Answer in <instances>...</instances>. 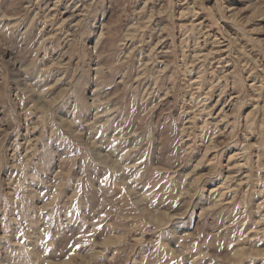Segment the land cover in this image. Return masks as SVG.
Returning <instances> with one entry per match:
<instances>
[{"label": "rangeland", "instance_id": "1", "mask_svg": "<svg viewBox=\"0 0 264 264\" xmlns=\"http://www.w3.org/2000/svg\"><path fill=\"white\" fill-rule=\"evenodd\" d=\"M0 264H264V0H0Z\"/></svg>", "mask_w": 264, "mask_h": 264}, {"label": "bare ground", "instance_id": "2", "mask_svg": "<svg viewBox=\"0 0 264 264\" xmlns=\"http://www.w3.org/2000/svg\"><path fill=\"white\" fill-rule=\"evenodd\" d=\"M61 2V1H60ZM60 5V4H59ZM54 7H57V6H54ZM63 13V12H62ZM195 27H192V29H194ZM193 55V54H192ZM148 63V62H147ZM96 71H97V73L98 72H100V68L98 67V68H96ZM158 77V76H157ZM256 107V106H255ZM224 114V113H223ZM225 115H223V117H224ZM228 116V115H227ZM252 116H251V113H249L248 115H247V120H250L249 118H251ZM216 119V118H215ZM253 119V118H252ZM251 119V120H252ZM222 120V119H221ZM206 123V122H205ZM246 123V122H245ZM253 123V122H252ZM204 128V127H203ZM228 177V176H227ZM228 183V180L226 179L224 182H223V184H224V186L223 187H221L220 189L222 190L223 188H228L229 186L227 185L226 186V184ZM230 188V187H229ZM214 190V189H213ZM229 190V189H228ZM226 192V191H225ZM222 194H224L223 192H222Z\"/></svg>", "mask_w": 264, "mask_h": 264}]
</instances>
